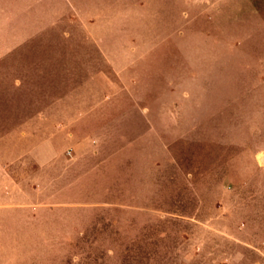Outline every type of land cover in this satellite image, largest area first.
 <instances>
[{"label":"rangeland","instance_id":"rangeland-1","mask_svg":"<svg viewBox=\"0 0 264 264\" xmlns=\"http://www.w3.org/2000/svg\"><path fill=\"white\" fill-rule=\"evenodd\" d=\"M0 264H264V0H0Z\"/></svg>","mask_w":264,"mask_h":264}]
</instances>
